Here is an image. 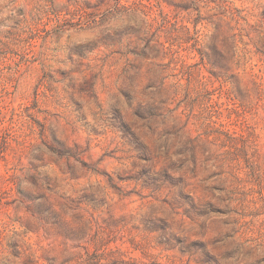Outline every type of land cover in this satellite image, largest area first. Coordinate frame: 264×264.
I'll use <instances>...</instances> for the list:
<instances>
[{"label": "rangeland", "instance_id": "374dc122", "mask_svg": "<svg viewBox=\"0 0 264 264\" xmlns=\"http://www.w3.org/2000/svg\"><path fill=\"white\" fill-rule=\"evenodd\" d=\"M0 264H264V0H0Z\"/></svg>", "mask_w": 264, "mask_h": 264}]
</instances>
